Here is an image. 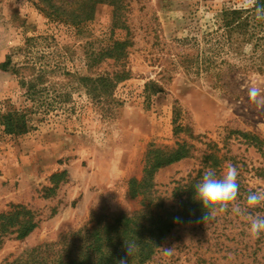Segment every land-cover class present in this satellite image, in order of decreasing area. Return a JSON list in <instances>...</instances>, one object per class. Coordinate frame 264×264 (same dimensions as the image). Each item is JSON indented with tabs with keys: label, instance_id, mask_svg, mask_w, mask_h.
I'll use <instances>...</instances> for the list:
<instances>
[{
	"label": "rangeland",
	"instance_id": "1",
	"mask_svg": "<svg viewBox=\"0 0 264 264\" xmlns=\"http://www.w3.org/2000/svg\"><path fill=\"white\" fill-rule=\"evenodd\" d=\"M45 1L65 13L51 18L40 0H0V64L8 60L0 116L30 111L22 135L0 125V213L20 205L37 222L23 240L3 241L0 264L73 240L97 216L176 207L173 189L203 175L211 146L231 158L221 173L235 162L243 186L264 191L256 176L264 156L238 134L264 140V75L251 69L249 46L214 47L220 11L239 8L238 0H123L120 12L95 2L76 25L67 20L81 14L83 0ZM123 40V59L87 67L89 56ZM115 72L128 76L109 95L89 94L86 77ZM183 143L191 157L156 170L150 195L133 197L129 180L142 179L147 151ZM249 227L247 209L182 221L144 264L262 263L264 245Z\"/></svg>",
	"mask_w": 264,
	"mask_h": 264
},
{
	"label": "trees",
	"instance_id": "2",
	"mask_svg": "<svg viewBox=\"0 0 264 264\" xmlns=\"http://www.w3.org/2000/svg\"><path fill=\"white\" fill-rule=\"evenodd\" d=\"M40 1L46 3L45 0ZM106 1L115 8V12H120L122 9L123 0H83L80 5L83 8L81 14L75 15L73 13L70 16L71 20H67V23L76 25L89 19L94 3ZM259 3L264 4V0H259ZM45 7L54 12L50 15L51 18L54 16L58 18L59 13L61 15L65 13L64 11L60 12L49 1L45 4ZM41 11H45L44 7ZM219 16L216 30L219 40L215 42V49H219L220 46L222 50L234 51L243 46H249L247 57L253 63L251 69L258 67L256 71L264 75V20H257L253 10H245L240 7L224 8L220 11ZM127 45L129 43L126 40L112 42L105 50H100L94 56H89L90 63L87 61V67L90 68L107 59L114 62L120 61L125 57V47ZM7 64L8 60L1 63V69L5 70ZM127 76L128 74L125 72H115L111 76L86 77L85 81L90 86L89 94L93 92V97H99L100 95H109V89L126 79ZM29 114L28 109H13L2 113L0 125L3 132L13 136L26 133ZM238 134L264 156V140L251 134L241 132ZM191 155L190 148L186 143L178 144L175 148L148 150L142 179L140 181L129 180L131 195L133 197L150 195L148 189L151 176L156 170L190 158ZM230 159L217 146H211V151L205 154V160L207 161L205 168H213L219 175L223 166ZM231 164L236 166L235 162ZM256 176L264 180V169L257 168ZM201 178L202 176L198 173L196 177L189 178L183 184L179 183L173 189L172 197L178 202L176 207H161L158 212L153 213L146 210L133 214H120L109 220L103 215L97 216L94 220L95 223L87 231L83 233L77 231L74 234L77 236L75 239L69 241L59 240L58 243L50 246L37 247L23 253L17 259L3 264H119L120 260H126L127 264H144L153 257L165 237L180 222L203 223L201 218L205 212L202 203L195 199L194 191L195 185L200 182ZM238 184V201H240L238 203H246V197L251 191L243 186L239 180ZM245 208L247 209V206ZM260 211H264V206L247 209V213L253 215ZM36 226L37 222L34 221L29 211L20 205L11 206L9 212L0 213V248L6 238L13 237L15 240H23ZM125 242H135L137 245L136 250L130 257L127 255ZM256 242L264 245V233H261ZM255 264H264V262Z\"/></svg>",
	"mask_w": 264,
	"mask_h": 264
},
{
	"label": "clouds",
	"instance_id": "3",
	"mask_svg": "<svg viewBox=\"0 0 264 264\" xmlns=\"http://www.w3.org/2000/svg\"><path fill=\"white\" fill-rule=\"evenodd\" d=\"M239 6L245 10H253L257 20H264V4L259 0H238ZM195 199L203 205L205 214L202 221L205 223L214 219L219 214L232 212L244 215L246 209L238 203V172L234 165H227L221 174H217L213 168H207L200 182L195 185ZM247 209H255L264 206V191H251L246 197ZM250 235L257 239L264 233V215L247 213ZM127 255H133L137 248L135 242H125ZM165 254L170 255L171 249H163ZM119 264H127L126 260H120Z\"/></svg>",
	"mask_w": 264,
	"mask_h": 264
}]
</instances>
